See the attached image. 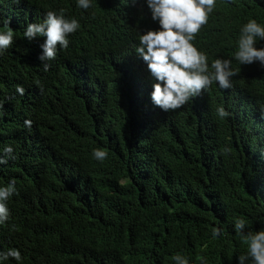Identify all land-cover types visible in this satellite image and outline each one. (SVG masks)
I'll use <instances>...</instances> for the list:
<instances>
[{"label":"trees","instance_id":"trees-1","mask_svg":"<svg viewBox=\"0 0 264 264\" xmlns=\"http://www.w3.org/2000/svg\"><path fill=\"white\" fill-rule=\"evenodd\" d=\"M0 264H264V0H0Z\"/></svg>","mask_w":264,"mask_h":264}]
</instances>
